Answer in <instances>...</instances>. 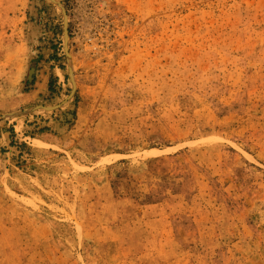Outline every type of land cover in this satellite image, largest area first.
Returning <instances> with one entry per match:
<instances>
[{"label": "rangeland", "instance_id": "374dc122", "mask_svg": "<svg viewBox=\"0 0 264 264\" xmlns=\"http://www.w3.org/2000/svg\"><path fill=\"white\" fill-rule=\"evenodd\" d=\"M0 264H264V0H0Z\"/></svg>", "mask_w": 264, "mask_h": 264}]
</instances>
